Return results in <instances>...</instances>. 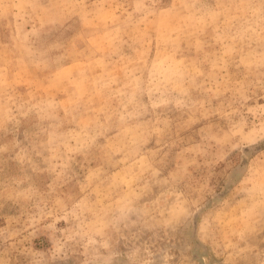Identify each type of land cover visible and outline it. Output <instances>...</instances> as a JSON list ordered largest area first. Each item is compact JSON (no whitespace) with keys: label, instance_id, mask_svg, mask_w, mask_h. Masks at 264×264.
<instances>
[{"label":"rangeland","instance_id":"rangeland-1","mask_svg":"<svg viewBox=\"0 0 264 264\" xmlns=\"http://www.w3.org/2000/svg\"><path fill=\"white\" fill-rule=\"evenodd\" d=\"M0 264H264V0H0Z\"/></svg>","mask_w":264,"mask_h":264}]
</instances>
